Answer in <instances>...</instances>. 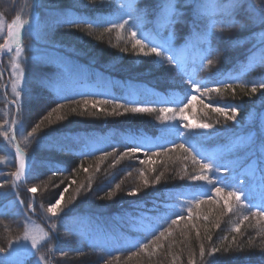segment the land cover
<instances>
[{
	"label": "trees",
	"instance_id": "obj_1",
	"mask_svg": "<svg viewBox=\"0 0 264 264\" xmlns=\"http://www.w3.org/2000/svg\"><path fill=\"white\" fill-rule=\"evenodd\" d=\"M22 1L10 0L8 4L0 0V14L8 24L20 15L23 10ZM206 2L211 4L213 0ZM126 3L125 0H29L27 9L34 8L42 17L46 14L45 21H51L44 22L48 39L61 49L68 50L67 57L76 65L83 66L84 70L93 75L102 74L104 86L110 81L116 82L122 91L132 93L133 98H129L134 100L147 94L170 101L169 104H157L156 101L146 104L155 108L154 112L124 113L122 107L117 108L111 101L126 106H134L138 102L86 93L77 87L87 86L92 89L90 80L76 79L69 76L64 66L54 62L35 61L29 56L21 62L26 80L18 100L20 106L15 111L5 98L10 101L14 99L8 96V92H3L5 74L10 72L11 67L5 63L8 57L0 59V119L3 120V115H7L11 123L14 116H19L17 122L27 133L36 124H40V130L34 135V154L25 149L32 166L31 174L24 184H20L22 188L18 190L19 198L21 199L22 189L34 183L39 192V195L35 193L38 205L44 206L51 193L56 197L65 187L69 188V192L65 193L64 198L69 197L75 202H62L61 207L65 211H71L67 215H59L55 220L58 222V229L54 231L55 236L51 235L52 243L48 245L51 251L47 257L51 258V264H189L190 260L194 264H264V220L257 222V210H249L244 201H241V207L234 198H229L233 211L228 212L223 199L217 197L214 191L209 192L208 196L199 197L204 201L199 208L195 207L194 201H189L193 183L189 177L202 173L199 164L193 163V157L201 160L203 151L210 155L204 162L216 164L217 160L221 161L217 175L225 184L230 185L224 188L223 196H227L228 191L239 190L243 196L247 195L253 200L258 189L259 192H264V182L261 189L252 187L255 179H258L256 176L261 179L259 168L264 166L260 150L264 139V90L247 94L253 84L264 82V61L262 65L252 67L245 76L229 79L236 75L239 66L249 58L250 53L260 57L261 49L264 48V44L260 42L264 25L252 23L241 10L235 16L239 21L237 27L225 28L211 38L212 48L218 49L208 56L214 63L205 66L195 81L209 88L227 81L232 83L235 92L221 90L219 93H195L197 99L184 110L187 119L181 121L177 104L180 101L186 103L185 97L190 85L186 79L182 81L174 66L167 61L161 64L154 54L144 56L138 48L133 49V41L127 31L115 29L106 32L105 28L109 25L104 24L100 27L93 25L89 34L88 24L81 23L77 28L68 23L94 17L105 21L115 20L117 10ZM183 3L184 0H180V4ZM251 3L256 9L264 11L261 0H251ZM132 4L134 16L137 9H145L147 6L148 15L143 21V34L152 33L156 37L167 35L165 30H159L157 35L153 22L158 0H137ZM193 9L192 4L182 7L184 15L181 22L175 25L173 40L184 36L185 41L191 36L190 32L204 26L205 21L199 19ZM260 11L255 14L258 16ZM58 16L63 18L59 19ZM138 36H142V33L138 32ZM235 41L239 43L234 44ZM30 42V37L25 38L26 45ZM0 44H4V41L0 40ZM241 83L245 85L244 88H241ZM40 98L47 100L51 109L63 105L58 113L53 112L51 123L49 119H45L48 115L38 120L43 109L35 116L32 114V103ZM84 99L108 100L110 103L100 104L97 108H84ZM207 104L238 105V122L227 121L223 115L206 107ZM165 107L174 110V123L180 126V134L174 130L168 133L163 131L165 125L157 117L160 116L159 109ZM73 108L76 109L75 112L72 111ZM114 108L117 113L122 114L109 115ZM58 115L64 118L57 120ZM164 115L172 116V113ZM197 123H210L214 127L210 130L183 127L184 124ZM85 132L108 138L112 134L114 140L94 154L82 155L79 152L80 136H76V139L74 137ZM152 138L169 139L172 143L162 144L159 149L148 151L141 143L142 140ZM128 140L132 142L128 143ZM180 144H184L188 151L181 149ZM133 146L144 148L146 154L142 156L128 153L121 156V153ZM8 147L7 141L0 136V158L6 156ZM212 150L210 154L209 151ZM197 152L201 155H196ZM242 167L255 170L254 174L247 173L241 179L243 183L252 184L247 191L234 181L242 175ZM0 169V176L15 172L14 166ZM56 169L59 171L54 175L53 171ZM42 176L46 179L43 180ZM157 176H160L159 183L156 182ZM145 179L148 181L147 185L144 183ZM71 181L75 183H70ZM81 185L84 187L80 188ZM116 185L120 187L117 188ZM6 188H0V191L8 190ZM133 189L137 190V195L129 196L128 193ZM109 192H114L115 195L109 197ZM180 193L185 195H179ZM28 197L27 200L23 199L25 209L29 203ZM3 201L0 196V206ZM188 207L193 209L191 217L188 216ZM35 212L40 215L37 210ZM177 214L183 219L172 224L171 220L177 219ZM245 215L249 219L241 224ZM80 216L87 217L97 228H103V233H107L116 243H95L82 230L75 231L62 223L64 218L68 220ZM21 220L18 216L0 212V248L6 249L12 240L21 235ZM237 224H240L239 232L233 231ZM161 231L165 236L157 240ZM145 244L148 245L146 250L143 247ZM201 247L205 250L203 257L200 255ZM212 248L219 251L210 255Z\"/></svg>",
	"mask_w": 264,
	"mask_h": 264
},
{
	"label": "snow or ice",
	"instance_id": "obj_2",
	"mask_svg": "<svg viewBox=\"0 0 264 264\" xmlns=\"http://www.w3.org/2000/svg\"><path fill=\"white\" fill-rule=\"evenodd\" d=\"M261 3L264 4V0H261ZM188 4L194 5V12L195 15L201 19L204 20V26L202 31L194 33L196 40L198 43L207 44L208 48L205 49V52L207 55H203L199 58L200 60V67L205 66H211L213 65L214 61L212 59H209L208 56L211 55L212 52L218 51V49L212 48L211 46V38H213L216 33L222 32L225 30V28H235L239 24V21L235 19V16L237 13H239L241 10H243L247 15L249 20L252 23H259L261 25H264V11H260L256 9L255 5L251 3V0H213L211 4L206 2V0H184L183 5L180 4V0H158V7L156 10V16L154 19V23L157 28V35L159 33V30H165L167 32V35L164 37H155L152 35V33H146L143 34V21L148 15L147 6L145 9H137L136 15L134 16L132 13V9L134 5L130 2H127L126 4L121 5V8L117 10V19L115 20H103L102 18H89V19H80V20H73L68 21L70 26L79 27V24L85 23L89 25V34H91V27L95 25L96 27H100L104 24L109 25V27L105 28L106 32H111L112 30L118 29L121 31H127L130 34V37L133 41L132 48L133 49H139V52L142 53L144 56H150L152 54L155 55L156 58H158L159 62L163 64L165 61H167L169 64H172L175 66L177 72L180 74L182 81L184 78H186V82L190 85V90L188 95L185 97L186 103L184 101H180L177 104V108L179 109L180 117L179 119L181 121H184L187 119V117L184 116V110L188 107H190L194 100L197 99V96L195 93L198 92H221L231 90L233 93L235 92V89L233 88L232 83H228L225 81L222 85H218L215 88H209L206 85H202L201 83L195 81L192 79V74L189 72L187 66H186V58L184 55V51L187 49L188 44L190 41H186L184 50L177 49L172 41L175 34V25L179 22H181V18L184 15L182 11L183 6H187ZM247 5L248 7H245ZM257 11H260V14L257 16L255 13ZM218 13L221 17V19H216L215 14ZM126 17V18H125ZM131 21V24H130ZM220 25V27H218ZM127 26V27H126ZM243 27L244 25H240ZM31 30V22L29 19H24L21 15H17L15 19L12 21V23L7 25V40L4 44H0V53L8 52L11 53L13 51L12 44L15 45V58L12 63V69L13 74L15 76V79L11 85L12 91L15 94V99L13 100V103H17L21 92L23 91L22 84L25 82V72L24 69L20 66V63L18 61V58L22 55L24 52V47L22 44V33L25 31L30 32ZM4 31V24L2 21H0V32ZM138 32L142 33V36H138ZM261 44H264V36L260 37ZM234 44H238L239 41L233 42ZM147 47V51H145V48ZM121 51H126V49H121ZM260 58L262 61H264V48L261 49L260 52ZM207 61V64L205 65L204 61ZM245 85L241 83V88H244ZM258 90H264V82H261L259 84H253L251 86L250 92H248V95L257 93ZM67 99V98H65ZM116 105L117 108L122 107L124 110V113H151L156 111L155 108L146 106L143 104H136L134 106H126L116 103L115 101H111ZM202 102V101H201ZM110 101L108 100H90V99H84L82 102V106L84 108H87L88 105H91L93 108H97L100 104H108ZM182 105V106H181ZM206 107L210 108L213 112L218 113L220 115H223L227 121H237V116L239 115L240 108L238 105L234 106L231 104H225L223 106H213L212 104L205 105ZM63 105H58L56 108L52 109L51 112L48 113V116L45 117V119H49V123L52 121L50 120V117L52 116L53 112H59L60 108H62ZM73 112L76 111L75 108L72 109ZM160 116L157 117L158 120H161L162 123H164L165 127L163 129L164 132H172L173 130L180 134V126L175 121V112L173 109L165 107L159 109ZM172 113V116H165V113ZM109 115H119L122 113H117L115 111V108L113 109V112L108 113ZM63 116H57V120H62ZM43 121H41L42 123ZM15 122L13 121V124ZM184 128L188 129H202V130H210L213 129V125L210 123H197V124H184ZM40 130V124H36L35 127L32 128L31 132L27 133V136L24 137L25 142H28L29 137H34V135ZM7 135V133H5ZM179 147L181 149H184V151H188L187 148H185L184 144H180ZM142 149L139 146H133L126 149L124 153H121V156L127 155L128 153H137L140 152ZM260 150H261V159L264 160V139H262L260 144ZM193 151L195 149L193 148ZM105 155H109V153H105ZM196 155H201L200 153H196ZM16 157L19 161V167L17 171L13 174L16 181H19L21 177L25 175V155L23 151L17 147L16 148ZM146 161H141V163H145ZM193 163H197L200 166V169L202 170L201 174L192 175L189 177L190 181H192L191 185V193H190V199L194 201L195 207L199 208L200 205L204 202L202 199H199L198 196H208L209 192L214 191L216 196L220 199H223L224 201V207L227 209L228 212L233 211V205L229 204V198H234L237 202V205L243 206L241 204L242 201V194L241 191H228L227 196H223L222 193L224 191L225 187H230V185H227L224 183V180L221 179L217 173L220 172V166L213 164L211 162H204V159L202 157L201 160H197L195 156L193 157ZM87 171V169H84ZM227 171V168L224 169ZM59 171V169H56L53 171V174L55 175L56 172ZM259 172L261 174V180L264 182V166H261L259 168ZM204 173H210L211 175L204 174ZM143 175V173H141ZM183 178V177H182ZM160 176L156 177V182L159 183ZM200 182V183H196ZM70 183H75V181H71ZM145 185L148 184V181L144 180ZM217 184L222 186H216ZM84 185H81L80 188H83ZM90 187V185H89ZM117 188L120 187V185H116ZM80 188L77 189V193H79ZM69 188L65 187L63 191L59 193V198L55 200L54 203H51L48 208L47 212L50 213L52 216H58V215H67L71 209H68L65 211L63 207H61V203L64 200V195L66 192H68ZM29 192L36 193L37 189L35 187L29 188ZM109 197L115 195L114 192H109L107 194ZM129 196L137 195V190L133 189L128 193ZM179 195H185L184 193H180ZM75 199V197H73ZM209 199L211 197L209 196ZM245 201H247V207L249 210L252 208L257 209L256 215H258V223L261 220H264V197H262L261 204H253L251 199L245 195L243 197ZM23 203V201H21ZM31 207V205H29ZM192 207L187 208L188 216L191 217L192 215ZM206 218V217H205ZM179 219H183L182 216L177 214V219H172V224H177ZM249 217L245 215L243 217V220L240 222L243 223L244 220H248ZM55 225H52V229H55ZM219 227V225H217ZM235 232L240 231V224H237L236 227L233 229ZM170 234V233H169ZM197 235H199V232H197ZM165 233L163 231L160 232V235L156 237V239H160V237H164ZM20 239H23L25 242H29L28 244L22 245L19 253L20 258H18L15 262V264H26V258L29 255H35L37 252H39L40 247L42 244L49 239V233L43 232L42 235H34L32 232L25 227V231L23 233L22 237H18L16 242H10L8 245V248H13L15 243H18ZM209 240H211V237H209ZM144 249L146 250L148 245L145 244ZM8 249L0 248V252H7ZM219 249L212 248L211 254H215L218 252ZM200 255L203 257L205 255V250L203 247L200 249ZM38 259L42 262H45L46 264V258L44 255H40ZM0 264H3V262H0ZM189 264H194V261L189 262Z\"/></svg>",
	"mask_w": 264,
	"mask_h": 264
},
{
	"label": "rangeland",
	"instance_id": "obj_3",
	"mask_svg": "<svg viewBox=\"0 0 264 264\" xmlns=\"http://www.w3.org/2000/svg\"><path fill=\"white\" fill-rule=\"evenodd\" d=\"M9 1L10 0H3V2L8 3V4L10 3ZM23 13H24L23 18L29 19L31 22V30H30V32H28V31L23 32L22 36H21V39L23 40L22 44L24 47V52L18 58L20 66L22 67L21 62L26 58V56H29L32 59H36V60L52 61V62H55L59 65H63V66L70 65L71 66L73 64V62L68 57H66L68 50L65 52V50L61 49L58 45L54 44L47 37L46 31L44 30V28L46 27V24L44 22L50 23L51 21L50 20L45 21L46 14H45V16L42 17L41 14L39 12L35 11L34 9H30L28 11H27V9H24ZM0 21H2L4 24V31L0 32V40L2 38L7 40L8 39L7 35H6L7 21L1 14H0ZM46 29H47V27H46ZM24 35H25V37L23 39ZM27 37H30L32 40V42H30L29 45H26L24 43L25 38H27ZM11 46L13 48V52H12L13 55L10 57V59L8 58L5 61V63L8 64L9 67H11V69H9L10 72H9V75L7 78L8 81H6V85H7L8 96H10L11 99H15V94L13 93L12 87H11V85L15 79V76L13 74V69H12V63H13L14 59H16L15 58V45L12 44ZM226 52H228V51L226 50ZM9 55H10V53H8V52L1 53L0 58H2L3 56L8 57ZM112 57L113 56L111 53V58ZM73 68H77V67L73 64ZM3 83L5 84V81H3ZM24 85H25V82L22 84L23 88H24ZM4 88L5 87H3V89ZM17 106H20V104H18V102L16 103L15 107H17ZM88 107L93 108L91 105H88ZM42 109H43V112L40 115V117L38 118V120L41 119V117H43V116L44 117L47 116L48 113L52 111V109L49 108V104H48L47 100H44L42 98L34 100L32 103V109H31L32 114L35 116L36 113H40L39 111H41ZM18 117L19 116H17V115L13 117L12 120L15 122L14 124H13V121L10 123V117H8L7 115H5V117L3 115V120L0 119V136H1V138L2 137L4 138V141L5 140L10 141L9 143L13 146V148H11V151L9 152V154L6 157L0 158V168H5L6 166H11L12 164H15L17 169H18L19 161H18V158L16 157V148L17 147H19L21 150H23V148H24V149L28 150L31 154H34L33 146L34 147L36 146V140H35L36 137L35 136L29 137L28 142H25L24 137L27 136V132L24 128L20 127V125H19L20 123L17 122ZM5 133H7V135H5ZM76 136H80V139L83 138L85 140V142L88 141L89 143L96 142L97 140L104 141L105 139H107L105 137H102V139H101V137L98 134H93V133H88V132L82 133L80 135H75L74 139L77 138ZM110 139H112V137H110ZM100 144L101 143H98V145L95 144V147L100 148L101 147ZM85 147H87V146H85ZM132 154H134V153H132ZM138 161L140 162L142 160H138ZM25 165H26L25 175L23 177H21V179L19 181L15 180V177L13 174L0 176V181H2L0 183V188L5 189L7 187L6 189H8V190L1 192L4 201L0 206V212L12 214V215L18 216L22 219L21 221L23 223V229H22V233L19 237L23 236V233L25 231V227H27L32 232V234H34V235H42L43 232L49 233V239L42 244L39 252H37L35 255H29L26 258V264H45V262H42L38 259V257L40 255H44L46 258V264H49V260H48L46 255H48V252H50L51 249H50V246H48V245H50L52 243L51 235L55 236L54 231H55V229L56 230L58 229V227H57L58 222L57 221L55 222V220L57 219V217L59 218V215L55 216V217L52 216L50 213L47 212V208L51 203H54L55 200L59 198V194L56 197H54V196H52L53 193H51V197L46 201V204L44 203V206L38 205L39 202L36 200L35 193H31L28 191L29 188L34 187V183H33V184L29 185L28 188L22 189L23 191H21L22 196L20 199L19 195H18V190L22 188V185H20V184L21 183L24 184V181L29 177L28 174L29 175L31 174V170H30L31 168L29 167L28 161L26 159H25ZM31 166H32V162H31ZM42 179L45 180L46 177L42 176ZM32 182H34V181H32ZM40 182L43 183V181H40ZM42 183H40V184H42ZM38 188H39V185H38ZM36 193H37V195H39L38 191ZM26 194H27V196H29L28 197L29 203L26 204L27 209H25L23 206V203H21V201L24 202L23 199L27 200ZM64 196L66 197V195H64ZM62 202L75 203V202H73V200H70L69 197L64 198V200ZM29 205H31V207H29ZM29 210L34 212L35 215L37 217H39L40 221H38L34 217L28 215L27 212H29ZM36 210L40 213V215L35 212ZM65 219H67V218H64V220H62V223L64 222L65 226H68L75 231H81L82 230V233H84V235L88 234V239H90L91 241H93L95 243L103 244V245H112V244L116 243V240L113 241L110 236H107V233H103V231H102L103 228H100L99 226L97 228L96 227L97 225L95 226V224H93L94 222H91L85 216H80V217H76V218H69L68 220H65ZM252 222L257 223L256 221H252ZM99 224H101V223H99ZM52 225L56 226L55 229H52ZM17 238L12 240L11 242H16ZM28 243L29 242H25V241H23V239H20L18 243H15L13 248H8V246H7V248H6V249H8L7 252H0V262H3V264H15L16 260L18 258H20L19 250H20L21 246L28 244Z\"/></svg>",
	"mask_w": 264,
	"mask_h": 264
},
{
	"label": "bare ground",
	"instance_id": "obj_4",
	"mask_svg": "<svg viewBox=\"0 0 264 264\" xmlns=\"http://www.w3.org/2000/svg\"><path fill=\"white\" fill-rule=\"evenodd\" d=\"M22 14V12L20 13V15ZM47 256V255H46ZM48 258V257H47ZM49 260V264H51V258H48Z\"/></svg>",
	"mask_w": 264,
	"mask_h": 264
}]
</instances>
